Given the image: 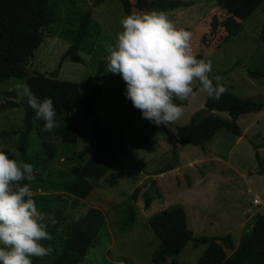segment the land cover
I'll use <instances>...</instances> for the list:
<instances>
[{"label":"rangeland","instance_id":"374dc122","mask_svg":"<svg viewBox=\"0 0 264 264\" xmlns=\"http://www.w3.org/2000/svg\"><path fill=\"white\" fill-rule=\"evenodd\" d=\"M130 1L133 5L140 1L143 9L134 8L132 14L152 12L145 4L153 0ZM176 1L182 2V6L165 13L178 29L191 32L194 53H201L206 61H211L212 70L222 78L219 82L225 84L228 92L242 99L251 98L264 106V38L261 37L264 3L241 23L236 37L228 38L221 27L210 32L213 18L221 22L226 17L214 0ZM50 7L55 22L43 31V42L26 62V72L35 71L47 77L76 82L81 97L90 96L99 88L100 94L95 95V111L101 121H125L131 125L124 138L127 149L110 169L114 173L123 171V178L112 188L104 180L96 182L91 194L82 201L85 209L101 211L108 235L94 243L80 264H153L151 255L159 242L148 227V218L173 205L183 207L194 239L229 235L233 245L237 246L240 237L250 230L252 217L264 213V171L258 173L260 168L251 144L264 142V108L237 120L240 137L223 129L206 144L205 151L191 145H178L176 128L187 124L190 116L204 106L206 96L201 88L194 84L193 97L174 100L183 106L184 114L170 126H157L142 118L141 112L127 110L124 107L126 83L117 74L107 72L106 62L98 73L100 62L109 55L106 45H115L118 33L123 30L120 21L126 15L119 1L102 0L100 5H95V0H51ZM88 10L94 23L80 47L83 63L65 60L60 66V58L72 44ZM248 72H259L260 77L252 78ZM18 82L23 83L12 78L0 84V103L8 99L5 94L9 91L15 92L16 102L23 101L15 90ZM81 114L82 109L78 111V115ZM91 125L90 118L81 121L77 144L68 147L60 143L54 129L45 131L42 128L41 135L33 131L28 154L43 158L42 141L47 140L55 149V157L35 169L40 175L29 181L32 197L60 196L70 202L61 182H65L72 164L83 163L93 155L95 140L89 133ZM23 128L21 107L0 113V132H17L14 136L0 138V151L7 150V155L17 161H21L16 146ZM131 142H140L142 148H133ZM173 149L177 151L178 164L173 170L157 175L159 169L170 163ZM258 153L264 160V147ZM79 154H83L80 159ZM151 179L156 181L155 188L160 197L150 189ZM135 189H138V197L132 204L134 224L129 228L128 204ZM145 192L152 197L148 208L144 207L142 198ZM254 199H258V205L253 204ZM52 222V215H49L45 223L51 226ZM205 248L206 245L195 247L190 242L176 259L179 264H194ZM50 255L43 259L32 257V264H45Z\"/></svg>","mask_w":264,"mask_h":264},{"label":"trees","instance_id":"16d2710c","mask_svg":"<svg viewBox=\"0 0 264 264\" xmlns=\"http://www.w3.org/2000/svg\"><path fill=\"white\" fill-rule=\"evenodd\" d=\"M124 14H132V9L142 11L140 1L134 5L130 0H118ZM226 13L223 21L217 22L213 18L210 22V32L214 33L217 27H221L226 37L234 38L240 31L241 23L247 20L251 14L264 3V0H214ZM51 0H0V84L9 79H18L31 86V90L38 99L51 98L56 110V127L54 133L64 146H75L79 137V124L90 118L92 125L89 128L90 135L95 140L93 155L83 163H74L65 175V182H61L64 192L69 198V203L60 196L32 197L40 212L46 218L52 215V224L47 226V231L52 236L49 241H42L45 245L51 244L53 251L45 264H80L84 261L88 250L102 237L108 235L104 215L95 208L85 209L83 202L91 194L94 184L104 180L107 185L115 187L123 176V171L116 173L110 169L117 158L126 151L125 136L131 125L129 122L119 121L103 123L95 111V95L100 94L96 88L90 96L81 97L80 87L76 82L63 81L56 76L47 77L39 72L28 74L24 68L28 59L43 42V31L55 22V15L50 7ZM102 0H95V5H100ZM176 0H153L145 4L152 11L179 9L182 4ZM91 12L84 13L82 21L72 44L60 58L59 65L66 60L70 63L82 64L83 59L79 55L80 47L86 37L89 27L93 24ZM261 37L264 38V25L261 29ZM108 56V55H107ZM107 56L100 62L98 73L103 70L104 63H108ZM197 59L205 60L201 53L196 54ZM252 78H259V72H248ZM123 81L122 77L117 74ZM210 76H218L213 70ZM221 76V74H220ZM124 82V81H123ZM125 83V82H124ZM213 83L217 81L213 80ZM221 83V82H219ZM225 86L224 83H221ZM197 88L201 86L197 83ZM226 87V86H225ZM7 100L0 103V113L21 107L24 117V128L19 134V142L16 150L21 162L33 165V175L39 177L40 171L35 172L37 166H42L55 157V149L47 140L42 141L44 157L30 156V135L33 131L41 135L44 128L42 119L35 118V111L30 108L27 98L16 102L15 92L5 94ZM203 108L195 111L187 124L176 128V140L178 145H191L205 151L206 144L210 143L215 135L226 130L233 136L240 137L241 131L237 120L246 114L258 112L264 108L251 98L242 99L226 91L220 98H209L205 93ZM124 107L129 111L140 112L132 102L127 99ZM82 109L79 116L78 111ZM220 114H226L223 117ZM15 131H2L0 138L14 136ZM138 138L143 139L141 136ZM252 144L255 151L254 158L260 168L258 173L264 171V160L258 150L264 147ZM133 148H142L140 142H131ZM7 154V150H3ZM83 154L78 155V159ZM170 163L157 171V175L173 170L178 164L176 149L171 152ZM21 186L29 181H21ZM156 181L150 180V189L160 197L155 188ZM138 197V189L130 196L128 204V227L134 224V210L132 204ZM144 207L148 208L152 197L148 192L142 195ZM83 206L84 209H81ZM79 210L83 213H80ZM46 221V220H45ZM149 229L157 238L159 244L151 255L153 264H179L176 257L193 242L195 247L206 245V248L194 264H264V213L255 214L250 223V230L239 239L234 246L229 235L218 237L203 236L193 238V233L188 227L187 216L182 206L173 205L165 210L153 214L147 221ZM47 225V224H46Z\"/></svg>","mask_w":264,"mask_h":264},{"label":"clouds","instance_id":"9594fccd","mask_svg":"<svg viewBox=\"0 0 264 264\" xmlns=\"http://www.w3.org/2000/svg\"><path fill=\"white\" fill-rule=\"evenodd\" d=\"M120 23L123 30L115 45H106L107 72L122 77L125 96L142 118L157 126L175 124L184 109L174 100L193 97L197 83L209 98L218 100L227 91L219 83L221 77L210 76L211 61L197 59L191 32L178 29L165 12L133 13ZM15 90L21 99L27 98L35 118L45 121V131L56 127L51 98L38 99L27 83H16ZM34 179L32 164L0 151V264H32V257L43 259L53 251L42 243L52 236L45 214L32 198L31 185L20 183Z\"/></svg>","mask_w":264,"mask_h":264},{"label":"built area","instance_id":"2783aa9c","mask_svg":"<svg viewBox=\"0 0 264 264\" xmlns=\"http://www.w3.org/2000/svg\"><path fill=\"white\" fill-rule=\"evenodd\" d=\"M257 203H258V199H254L253 204L258 205Z\"/></svg>","mask_w":264,"mask_h":264},{"label":"crops","instance_id":"0c3cea01","mask_svg":"<svg viewBox=\"0 0 264 264\" xmlns=\"http://www.w3.org/2000/svg\"><path fill=\"white\" fill-rule=\"evenodd\" d=\"M238 245V244H237Z\"/></svg>","mask_w":264,"mask_h":264}]
</instances>
